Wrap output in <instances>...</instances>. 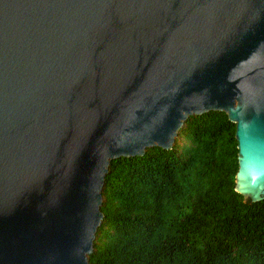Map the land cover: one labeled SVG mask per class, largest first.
<instances>
[{
  "label": "water",
  "instance_id": "obj_1",
  "mask_svg": "<svg viewBox=\"0 0 264 264\" xmlns=\"http://www.w3.org/2000/svg\"><path fill=\"white\" fill-rule=\"evenodd\" d=\"M234 123L264 198V0H0V264H88L110 163Z\"/></svg>",
  "mask_w": 264,
  "mask_h": 264
},
{
  "label": "trees",
  "instance_id": "obj_2",
  "mask_svg": "<svg viewBox=\"0 0 264 264\" xmlns=\"http://www.w3.org/2000/svg\"><path fill=\"white\" fill-rule=\"evenodd\" d=\"M234 129L191 115L170 149L113 160L88 264H264V198L234 190Z\"/></svg>",
  "mask_w": 264,
  "mask_h": 264
}]
</instances>
